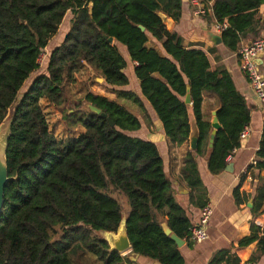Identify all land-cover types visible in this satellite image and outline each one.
Listing matches in <instances>:
<instances>
[{
  "label": "trees",
  "instance_id": "1",
  "mask_svg": "<svg viewBox=\"0 0 264 264\" xmlns=\"http://www.w3.org/2000/svg\"><path fill=\"white\" fill-rule=\"evenodd\" d=\"M263 1L214 0V18L228 23L221 35L228 50L236 51L240 35L253 24ZM182 6V0H0V125L7 117L11 121L0 264H82L84 258L98 264H138L129 255L159 264H184L162 224L180 240L190 239L191 224L176 201L157 147L129 135L141 128L138 114L91 92L76 101H70L68 93L80 72L94 74L117 98L138 107L149 126L142 99L146 101L166 140L176 147L188 142L191 111L199 139L196 150L186 153L180 175L190 190V203L206 206L196 159H207L211 175L222 173L227 158L241 146L239 134L250 123V109L226 71L212 70L203 51L186 48L182 38L167 29L159 14L177 24ZM67 14L69 30L49 54L46 75L33 79L18 98L24 83L39 70L40 57ZM149 38L160 44L163 54L147 47ZM117 45L125 48L128 58ZM127 59L134 64L140 97L122 90L129 86L124 73ZM204 97L214 98L221 127L211 149L214 108L205 118ZM42 100L60 111L68 131L83 132L58 141L49 130ZM87 105L99 109L114 127ZM256 158L255 168L264 171V120ZM238 190L233 192L236 202ZM118 195L127 201L126 213ZM263 203L264 176L255 188L253 211ZM123 217L131 244L128 256L110 251L99 236L116 233ZM250 229L240 245L257 242L251 258L255 262L264 256V228L252 224Z\"/></svg>",
  "mask_w": 264,
  "mask_h": 264
},
{
  "label": "crops",
  "instance_id": "2",
  "mask_svg": "<svg viewBox=\"0 0 264 264\" xmlns=\"http://www.w3.org/2000/svg\"><path fill=\"white\" fill-rule=\"evenodd\" d=\"M182 2V17L179 23L176 24L172 20L166 19L167 29L176 32L182 38L186 48L203 51L212 70L226 71L230 75L237 91L244 96L250 109V123L247 126L250 134L245 141H240V148L233 152L231 160L227 161V167L218 175H211L207 171L206 158L198 157L196 159L203 191H205L204 202L206 205H210L213 212L206 226L208 239L203 243H196L191 239L182 240L183 245L177 248L184 264H228L229 260L233 259L236 260L237 264H264V256L255 262H251V258L257 252L256 241L243 246L240 245L242 240L250 236L252 224L260 230L264 228V203L258 211H253L255 188L259 178L264 176V171L260 172L255 168L256 152L259 147L264 120V106L256 100L247 77L241 69L237 55V49L240 46L250 44L264 35V1L257 10L253 24L240 35L236 51H230L222 44L221 35L223 31L219 32L217 27L224 24L226 29L228 23L227 20L219 23L214 18L212 12L214 0H182ZM68 30L69 28L66 29L65 33ZM147 47L163 54L160 44L151 38L148 40ZM257 64L260 71L264 72V54L258 58ZM133 66L134 64L131 63L132 71ZM133 81L136 91L139 93L137 90L139 83L134 79ZM136 95L138 94L136 93ZM108 99L112 100L110 97ZM146 103V101L143 102L144 106ZM214 107V98L204 97L201 111L205 118H207L209 108ZM145 109L150 117L151 125L147 126L139 119L140 130L129 135L153 143L157 147L163 161L164 172L175 189L176 201L186 212L191 227H193L199 221L202 208L199 206V202L190 203V190L180 175L183 159L188 151H192L189 141L180 147L170 146L164 135L162 125L153 110L150 106H145ZM215 110L217 109L214 108L211 111L210 121H212V112ZM208 149L211 148L208 147ZM237 188L239 189L237 198L240 200L239 202H236L233 196V192ZM248 203H251L250 207ZM123 219L125 220V217ZM103 234L102 238L112 243L115 238L114 235ZM258 236H261V232L258 233ZM130 253L131 251L121 256H128ZM135 262L138 264H159L139 256Z\"/></svg>",
  "mask_w": 264,
  "mask_h": 264
},
{
  "label": "rangeland",
  "instance_id": "3",
  "mask_svg": "<svg viewBox=\"0 0 264 264\" xmlns=\"http://www.w3.org/2000/svg\"><path fill=\"white\" fill-rule=\"evenodd\" d=\"M70 14H67V17L63 20L57 34L49 41L47 48L43 51L40 59V68L39 70L34 73L30 78L24 83L22 89L20 90V93L18 95V98L21 97V95L27 90L29 85L31 84L32 80L35 79L36 77L40 75H46V62L48 60L49 54L51 51L59 45L60 42H62L64 36L66 35V29L69 28V20H70ZM117 48L120 50L122 55L126 58L127 57V52L124 47L117 45ZM125 75L129 79V86L126 88H123L125 90H130L134 92L135 94L137 93L138 96L139 93L136 91V87L134 86V81H137L132 75L133 71L131 68V63L127 59V68L124 71ZM133 78V79H132ZM100 78L95 76L94 74H90L88 72L82 71L79 73L78 79L76 83L70 85L68 87V93H69V100L70 101H76L80 99L85 93L91 92L93 94L99 95V96H104V97H110L112 100L117 101V103L126 109L135 112L138 114L139 119L142 120V116L140 114V110L138 107H136L132 102L124 99H119L113 95L110 89H108L103 82L99 81ZM138 90V88H137ZM144 102V101H143ZM41 108L43 112L46 115V119L48 122L49 130L53 134V136L60 142H64L68 138H75L78 135H80L83 130L78 128L75 129L74 131H68L64 122L62 121V116L60 111H58L54 106L50 105L47 103L45 100H42L40 102ZM145 106L149 105L146 103ZM69 105L65 106V109H68ZM150 111V110H149ZM151 112V111H150ZM10 118L7 117L5 121L3 122L1 128H3L0 131V134L7 129V126L9 124ZM143 121V120H142ZM120 205L123 209V212L126 213L128 211V204L126 199L123 196L118 195L117 196ZM104 235L103 233H99V236L102 237ZM82 264H98L97 262L92 261L89 258H84L82 261Z\"/></svg>",
  "mask_w": 264,
  "mask_h": 264
},
{
  "label": "water",
  "instance_id": "4",
  "mask_svg": "<svg viewBox=\"0 0 264 264\" xmlns=\"http://www.w3.org/2000/svg\"><path fill=\"white\" fill-rule=\"evenodd\" d=\"M90 14H91V12H90ZM159 16L163 21L166 20V17L164 15L159 14ZM138 28L142 32L145 31L142 26H139ZM102 37H103V39L107 40L110 44H113L114 41L112 38H108L104 34L102 35ZM99 81L103 82L102 79H99ZM186 92H187V95H186L185 103L187 105H189L190 104V95H189L190 89H189V87L186 89ZM87 108L91 112L95 113L96 115H100L102 118L106 119L108 124L110 125V127H114V124L99 109H97L93 106H90V105H87ZM216 114H217V110L212 112V121H211L212 131H211L210 138H209V145H208L209 148H212L215 135H216L217 131L220 130V128H221L219 123H218ZM189 123H190V134H189V139H188L189 146H190V150L195 151L197 148L199 133H198V129L196 126L194 116H193L191 111H189ZM2 124L0 125V131L3 129V128H1ZM10 127H11V121H9L7 129L4 130L0 134V212L2 209V205H3L4 189H5L7 182L9 181L8 171H7L6 151H7V146H8V139L10 136ZM248 206L250 207L251 203H248ZM162 229H163L164 234L166 236L170 237V239L176 244V246L178 248H180L183 245V241L180 240L179 238H177L175 235H173L166 224H162ZM101 233L102 232H100V234ZM105 233H107V232H105ZM110 234H113L115 237L114 240H112V243H109L105 240L107 242V244L109 245L110 251H116L120 255H125L127 252L131 251V244H130L128 236H127V231H126L124 219H122L117 232L116 233H110ZM137 257H138V255H134V256L131 255V256H129V260L131 262H135Z\"/></svg>",
  "mask_w": 264,
  "mask_h": 264
},
{
  "label": "built area",
  "instance_id": "5",
  "mask_svg": "<svg viewBox=\"0 0 264 264\" xmlns=\"http://www.w3.org/2000/svg\"><path fill=\"white\" fill-rule=\"evenodd\" d=\"M217 29L219 32H222L225 29V25L220 24L218 25ZM263 54L264 35L257 38L250 44L240 46L237 49V55L239 56L240 66L247 77L248 84L256 100L264 106V72L260 71V68L257 64L258 58ZM249 134V128L247 126L244 127L239 134V141H245L249 137ZM231 156L227 158V161L231 160ZM212 214L213 212L210 205L207 204L202 208L198 223L195 226L191 227L189 230L191 240L196 243H203L208 239L206 233V226L209 220L211 219Z\"/></svg>",
  "mask_w": 264,
  "mask_h": 264
}]
</instances>
